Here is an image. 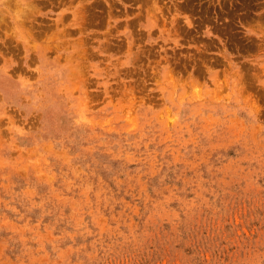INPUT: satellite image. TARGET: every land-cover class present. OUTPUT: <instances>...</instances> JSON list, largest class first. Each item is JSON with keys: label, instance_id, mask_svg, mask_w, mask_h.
<instances>
[{"label": "rangeland", "instance_id": "obj_1", "mask_svg": "<svg viewBox=\"0 0 264 264\" xmlns=\"http://www.w3.org/2000/svg\"><path fill=\"white\" fill-rule=\"evenodd\" d=\"M0 264H264V0H0Z\"/></svg>", "mask_w": 264, "mask_h": 264}, {"label": "bare ground", "instance_id": "obj_2", "mask_svg": "<svg viewBox=\"0 0 264 264\" xmlns=\"http://www.w3.org/2000/svg\"><path fill=\"white\" fill-rule=\"evenodd\" d=\"M261 70V69H260ZM224 88V87H223ZM253 102V101H252ZM154 106V105H153ZM126 111V110H125ZM260 114V113H259Z\"/></svg>", "mask_w": 264, "mask_h": 264}]
</instances>
